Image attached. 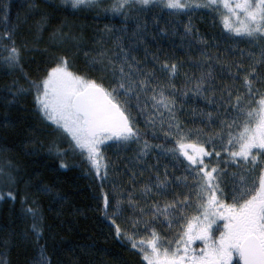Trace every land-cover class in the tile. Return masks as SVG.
<instances>
[{
    "label": "snow or ice",
    "instance_id": "1",
    "mask_svg": "<svg viewBox=\"0 0 264 264\" xmlns=\"http://www.w3.org/2000/svg\"><path fill=\"white\" fill-rule=\"evenodd\" d=\"M132 3L145 7L162 3L166 8L181 11L209 7L217 11L223 9L222 22L225 29L236 36L264 39V0H115L111 8H101L102 0H60L61 5H70L72 9H100L113 13L122 12L125 5ZM191 30V27L187 29L189 32ZM6 38L11 40V35ZM5 59L10 67L23 71L20 52L16 47L10 48V55ZM256 62L264 64V49L261 50L260 58ZM108 65L112 68L114 76L119 74L116 87L110 90L96 81L85 80L74 74L68 68V61L63 57L39 82L29 81L35 88V100L43 118L67 135L69 150L78 152L101 179L108 174V164L101 150L102 146L108 141L128 142L140 138L139 130L134 126L128 109L129 94L149 88L155 78L154 71L139 67L138 61L129 62L127 56L118 68L111 60L108 61ZM161 67L170 77L176 76L175 63L171 65L164 63ZM242 67L243 65H237L238 69ZM137 76L142 78L137 79ZM233 78L235 79V76ZM256 78L258 77L254 67L244 75V87L248 94L252 93ZM211 79L214 77L210 69L201 73L195 84L197 95L203 94L204 85ZM166 87L171 88L173 95L175 94V85L169 84ZM24 91L22 87L18 89L19 93ZM153 91L156 92L155 89ZM223 91L232 97V93L226 88ZM151 99L155 101L153 107L161 105L174 117L175 100L166 96L163 88L159 90L158 95H152ZM242 99L237 95L232 105L237 113L243 115V121L239 125L240 131L235 135L229 131L227 143L222 145V148L227 152L231 162L236 163L237 158H240L247 166L246 171L256 172L258 168V174L249 177L241 175L238 185L232 189V202L226 203L224 189L221 187L224 170L218 166H210V162L205 160L206 157L211 158L213 155L220 157L221 153L215 151V148L210 151L203 144L186 143V137L182 134L177 144L180 154L188 161L189 170L194 174L198 214L190 217L183 215V208L189 204L187 195L183 199L177 196L173 202L165 204L162 208L156 206L154 214L167 216L169 210L180 211V218L184 223L181 225V232L173 241H163L153 231L152 238L147 242L141 240L139 244L132 243L134 249L139 247L147 264H233L234 259L238 264H264V95L255 101L254 108L245 107ZM222 124L224 128L232 129L236 126V121L225 120ZM175 127L179 129L178 124ZM211 142L212 138H209L208 143ZM231 148L236 150H230ZM54 149L55 144L50 151ZM219 163L217 160V165ZM60 166L66 168L68 165L61 163ZM0 174L7 175L8 182H12L11 176L4 173L3 169H0ZM157 186L163 187V183ZM145 191L151 189L146 188ZM5 195L15 199L12 192H0V200H3ZM128 202L132 203L130 195ZM120 203L121 201H116L117 211ZM108 208L109 197L107 193H103V210L106 218ZM26 211L34 218L32 231L38 241L42 235L37 219L39 214L32 208ZM218 221L224 222L221 227H216ZM111 223L115 227V235L120 237L121 228L116 225L114 219ZM168 226L171 227V221ZM128 239L131 240L132 237L129 236ZM196 241L202 242L199 249L193 247ZM145 244L147 247H144Z\"/></svg>",
    "mask_w": 264,
    "mask_h": 264
}]
</instances>
